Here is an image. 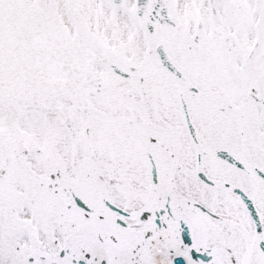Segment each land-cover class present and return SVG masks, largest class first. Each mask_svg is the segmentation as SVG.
I'll list each match as a JSON object with an SVG mask.
<instances>
[{"label": "snow or ice", "instance_id": "obj_1", "mask_svg": "<svg viewBox=\"0 0 264 264\" xmlns=\"http://www.w3.org/2000/svg\"><path fill=\"white\" fill-rule=\"evenodd\" d=\"M0 264H264V0H0Z\"/></svg>", "mask_w": 264, "mask_h": 264}]
</instances>
